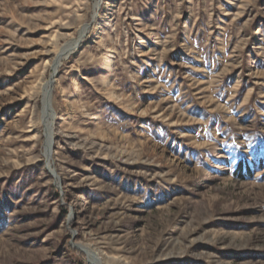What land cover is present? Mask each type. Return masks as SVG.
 <instances>
[{"label": "rangeland", "instance_id": "1", "mask_svg": "<svg viewBox=\"0 0 264 264\" xmlns=\"http://www.w3.org/2000/svg\"><path fill=\"white\" fill-rule=\"evenodd\" d=\"M95 1L0 0V264H264V0Z\"/></svg>", "mask_w": 264, "mask_h": 264}, {"label": "bare ground", "instance_id": "2", "mask_svg": "<svg viewBox=\"0 0 264 264\" xmlns=\"http://www.w3.org/2000/svg\"><path fill=\"white\" fill-rule=\"evenodd\" d=\"M98 0L95 1L94 4V10L97 8ZM93 10V11H94ZM88 29L87 24L82 26L81 29H79L78 37L77 39H74L70 41L69 43L65 44L64 47L60 49L58 54L56 55L54 61L51 65L52 73H55V70L59 67L60 63L67 59V57L75 51V48L78 46L79 42L82 40L84 35L86 34ZM71 40V39H70ZM42 112H41V122L44 128V138H45V151L47 152L51 148V139H52V119L53 115L50 113V109L47 106V100H48V84H45L42 86ZM83 251L87 254L89 262L92 264H102L101 258L96 254L95 252L82 247Z\"/></svg>", "mask_w": 264, "mask_h": 264}, {"label": "water", "instance_id": "3", "mask_svg": "<svg viewBox=\"0 0 264 264\" xmlns=\"http://www.w3.org/2000/svg\"><path fill=\"white\" fill-rule=\"evenodd\" d=\"M49 89H48V100H47V106H48V108H49V97H50V87H51V85H52V82H50L49 84ZM51 143H52V139H51ZM50 149L47 151V160L49 159V156H50ZM57 178V177H56Z\"/></svg>", "mask_w": 264, "mask_h": 264}]
</instances>
